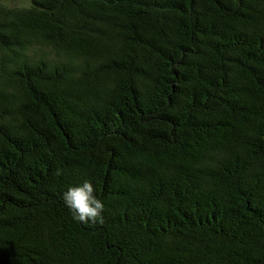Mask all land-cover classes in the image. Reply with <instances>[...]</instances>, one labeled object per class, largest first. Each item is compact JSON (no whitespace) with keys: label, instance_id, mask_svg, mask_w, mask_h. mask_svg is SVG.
<instances>
[{"label":"trees","instance_id":"obj_1","mask_svg":"<svg viewBox=\"0 0 264 264\" xmlns=\"http://www.w3.org/2000/svg\"><path fill=\"white\" fill-rule=\"evenodd\" d=\"M0 264H264V0H0Z\"/></svg>","mask_w":264,"mask_h":264},{"label":"clouds","instance_id":"obj_2","mask_svg":"<svg viewBox=\"0 0 264 264\" xmlns=\"http://www.w3.org/2000/svg\"><path fill=\"white\" fill-rule=\"evenodd\" d=\"M95 189L90 181H85L81 186H72L63 194L65 206L71 211L73 219L96 224L103 223V202L94 194Z\"/></svg>","mask_w":264,"mask_h":264},{"label":"rangeland","instance_id":"obj_3","mask_svg":"<svg viewBox=\"0 0 264 264\" xmlns=\"http://www.w3.org/2000/svg\"><path fill=\"white\" fill-rule=\"evenodd\" d=\"M22 2H24V3H25L26 1H22ZM22 2H20V4H22Z\"/></svg>","mask_w":264,"mask_h":264}]
</instances>
